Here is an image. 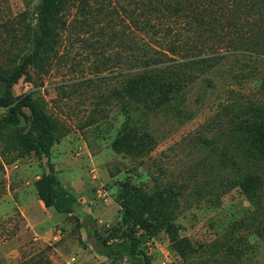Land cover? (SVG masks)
<instances>
[{
    "label": "rangeland",
    "instance_id": "374dc122",
    "mask_svg": "<svg viewBox=\"0 0 264 264\" xmlns=\"http://www.w3.org/2000/svg\"><path fill=\"white\" fill-rule=\"evenodd\" d=\"M41 1L0 0V68L32 50L23 23L35 24ZM88 1L94 10L66 3L55 51L11 89V106L24 103L28 117L26 98L42 103L58 137L51 157L25 153L18 136L33 132L31 119L9 126L0 115V264H264V167L253 169L259 162L243 147L245 133L222 109L264 102V54L254 50L264 48V0H229L238 19L219 36L209 31L212 10L184 31L167 13L165 24L182 30L189 52L206 55L213 46L225 55L187 75L172 101L126 87L132 69L123 65L121 33L131 35L130 16L116 1ZM233 36L246 54L219 39ZM49 163L80 200L73 215L40 201L35 182ZM248 169L261 180H246ZM88 215L103 238L132 241L135 254H99L82 226Z\"/></svg>",
    "mask_w": 264,
    "mask_h": 264
},
{
    "label": "trees",
    "instance_id": "16d2710c",
    "mask_svg": "<svg viewBox=\"0 0 264 264\" xmlns=\"http://www.w3.org/2000/svg\"><path fill=\"white\" fill-rule=\"evenodd\" d=\"M69 0H42L34 9L35 24L23 23L24 36L32 37V50L22 56L20 64H15L7 68H0V81L7 83V95L0 98V109L5 110L3 115L4 125L18 126L21 117L32 120L33 132L20 134L19 141L25 153L35 152L37 155L50 158L52 150L58 140L54 134L51 122L43 110L42 103L34 101L32 97L26 98V106L31 112V116H26L22 103L11 106L13 98L11 89L20 80L21 76L30 67L41 66L48 53L55 51L59 44L57 34L58 25L63 24L62 13L65 12V5ZM81 4L78 9L94 10L89 5L88 0H78ZM123 7V13L130 16V25L133 27L131 35L124 30L121 39V46L128 51L126 61L123 65L130 64L132 76L127 80L126 87L139 96L148 97L155 94L165 98L166 101L175 100L177 96L184 92L187 86V75L193 71L205 72L211 70L217 61L222 60L225 55L219 52V47L211 46V53L197 55L189 52L184 46L181 29L175 32L171 26L165 24L164 18L167 13L175 23L183 27V31L192 28V24L197 21V15L213 12L212 21L209 22L210 32L214 36H219L216 30L226 26H236L239 9L237 4L229 0H112ZM110 0V2H112ZM130 2L132 10L128 11V4L120 2ZM241 3L240 0H236ZM235 4V5H234ZM94 12L89 14L92 16ZM26 15V13H25ZM88 16V15H87ZM125 16L121 15L123 24H127ZM62 22V23H61ZM204 22V21H202ZM224 41L230 49L239 50L242 48L239 42L240 36L219 38ZM250 42L248 45H252ZM218 45V44H216ZM244 46L242 49L248 48ZM264 48L254 46L257 55H263ZM242 50V51H243ZM253 50V49H251ZM263 53V54H261ZM164 58L167 59L165 62ZM122 61V60H121ZM218 63V62H217ZM264 87V78L262 79ZM25 106V107H26ZM7 109V110H6ZM231 115L232 125L236 130L245 133L243 147L250 158L257 157L259 166L253 169L261 170L264 167V102L257 106L235 108L234 104L224 105L222 108ZM206 141V140H204ZM236 148V146H235ZM234 165V164H233ZM242 176L246 180L259 181V176L251 169ZM261 180V179H260ZM40 201L46 209L53 208L59 214L73 215L80 206V200L62 183L55 166L49 163V173L43 175L35 182ZM95 220L91 216L83 218L82 226L86 228L88 234L94 240L96 251L110 259H118L124 256L134 255V244L124 241H109L103 238L94 226ZM92 226V227H91Z\"/></svg>",
    "mask_w": 264,
    "mask_h": 264
},
{
    "label": "built area",
    "instance_id": "2783aa9c",
    "mask_svg": "<svg viewBox=\"0 0 264 264\" xmlns=\"http://www.w3.org/2000/svg\"><path fill=\"white\" fill-rule=\"evenodd\" d=\"M5 110L4 109H0V115H4Z\"/></svg>",
    "mask_w": 264,
    "mask_h": 264
}]
</instances>
